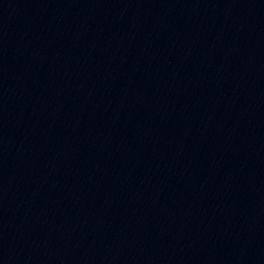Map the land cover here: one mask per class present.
<instances>
[{
    "label": "water",
    "instance_id": "obj_1",
    "mask_svg": "<svg viewBox=\"0 0 264 264\" xmlns=\"http://www.w3.org/2000/svg\"><path fill=\"white\" fill-rule=\"evenodd\" d=\"M0 264H264V0L0 81Z\"/></svg>",
    "mask_w": 264,
    "mask_h": 264
}]
</instances>
